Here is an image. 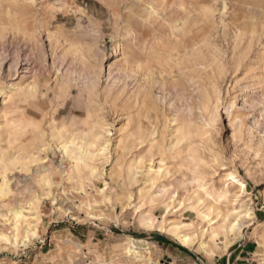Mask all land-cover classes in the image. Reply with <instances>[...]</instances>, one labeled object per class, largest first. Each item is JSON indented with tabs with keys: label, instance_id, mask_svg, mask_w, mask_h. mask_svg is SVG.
Masks as SVG:
<instances>
[{
	"label": "rangeland",
	"instance_id": "1",
	"mask_svg": "<svg viewBox=\"0 0 264 264\" xmlns=\"http://www.w3.org/2000/svg\"><path fill=\"white\" fill-rule=\"evenodd\" d=\"M67 130L106 146L81 191L59 166ZM0 157V231L29 205L41 217L26 245L0 242V264H212L234 248L232 264H264V0H0ZM168 198L152 213L188 246L138 222ZM127 236L150 261L122 259Z\"/></svg>",
	"mask_w": 264,
	"mask_h": 264
},
{
	"label": "bare ground",
	"instance_id": "2",
	"mask_svg": "<svg viewBox=\"0 0 264 264\" xmlns=\"http://www.w3.org/2000/svg\"><path fill=\"white\" fill-rule=\"evenodd\" d=\"M143 2H146V0H143ZM150 7H152V6H150ZM149 8H148V6L143 8L145 14H148V12L150 11ZM133 19H134L133 21H134L135 27L137 29L141 28L143 25V22H144L143 21V15H140V16L134 15ZM132 49H133L132 43L129 46H127V44H124L122 47V51H125V52L131 51ZM201 62H202V60H201ZM195 83H197V82H195ZM209 121H210V119H209ZM12 124H14L15 127L21 125L20 122L19 123H12ZM25 127H26V124L23 123V129ZM66 133H67V135L65 136V138L62 136L61 133L57 134L58 138H59L58 148L62 152V157L63 158L65 157L64 159H73V160L72 161L68 160L66 165H63L61 162L59 166L61 168V171L64 173V175L68 179L74 180L75 182L80 184V191H81V190H83L82 185H83L84 181L82 182V180L84 179V176H86V179H88L89 176L93 175V170H94L95 166L90 164L91 161L93 162L94 160H96V158H97L96 153L103 154L104 151L106 150V146H102V147L99 146V144L95 143L91 138L89 139V138L83 137V138H80V140L78 141L77 140V138H79L78 135H75L74 132H72L71 130H67ZM13 155H14V153H13ZM6 167H7L6 161L2 157H0V168L5 169ZM38 167H43V164H41ZM84 169L88 170L86 172V174L82 172ZM45 171H47V169H45ZM34 172L37 173L36 170ZM27 175H25V178L28 177ZM3 177H4V175H3ZM21 177H22V175H21ZM4 179H5V177H4ZM41 180L44 182V184L46 186V190L49 193H51L52 187L55 185V182H53V180L51 178V174L47 173L46 175H41ZM148 180L150 182L153 181V179H148ZM228 180H230L231 183L236 184L240 189L244 190V183L239 178H237L236 176L230 174L228 177ZM9 181H10V179H9ZM48 192H46V193H48ZM0 195H3V189H1V188H0ZM100 202L106 203L105 200H103V201L98 200L97 201V200L93 199L91 201L90 200L86 201L87 207H89V209H90L88 211V214L91 217L100 216V214H97L93 211L95 206L97 204H99ZM173 202H174V199H172V198H168V200H164L161 202L155 201L152 204L151 208H149L146 212L139 215L138 222H139V224H141L147 228H156V229H159L161 231L162 230L168 231L173 236H175V238L178 239L180 244H182L184 246H188L189 244H191L193 235L186 233V230L181 225V222L172 223L168 226H165L164 225L165 222L162 219V215L160 217H156L152 213V209L159 206V205H162L164 207V209H165L163 211L164 213L167 212L168 209L170 208L169 206ZM178 203H179V201H178ZM178 203H176V204L178 205ZM28 204H30V203H28ZM28 207H29L28 212H29V214L31 213V215H30L31 220H29L27 218L29 215L23 214V212L21 210L13 211L12 212V218H11L12 219V221H11L12 222V234L9 237L5 232L0 231V242L3 241L4 244L6 243L12 247L17 246L19 242H21L22 245H26V242H28L31 238H34L38 235L37 229H38V225L40 224V220H41L40 213H39V211H35L34 209H32V205H29ZM188 207H191V205L185 206L184 209H186ZM243 209H244V211L243 210L242 211L244 212V215H248V213H249L248 208L243 206ZM24 210H26V209H24ZM195 213L199 219H202V220L207 219L208 222L211 221V218L209 217L210 212H208L205 208L195 210ZM191 216H192V212L190 211L188 213L187 217L191 218ZM236 216L238 217V214ZM22 223H23V226H21ZM236 225H237V219H235L233 222L229 223L226 231H231L232 229L235 230L234 227ZM20 226H21V228H20ZM208 236L210 238H213V239H215L218 236L220 237V235L216 232V229H214L213 227H210V230L208 231ZM220 240H222V239H220ZM138 241H142V239L141 238H135L132 236H127V243H126L124 250L122 251V255H123L122 259L123 260L126 261L128 257H131L132 259H134L136 261H145V262L150 261V258L147 256L149 249L146 246H142L141 248H139L137 243H136ZM200 246H201V252H204L208 255V251H206L204 249L203 244ZM199 251H200V248H199Z\"/></svg>",
	"mask_w": 264,
	"mask_h": 264
},
{
	"label": "crops",
	"instance_id": "3",
	"mask_svg": "<svg viewBox=\"0 0 264 264\" xmlns=\"http://www.w3.org/2000/svg\"><path fill=\"white\" fill-rule=\"evenodd\" d=\"M79 235L81 237L83 234L80 233ZM79 235H74V236L76 238H79ZM160 241H162V244H168V241L165 240L164 238H161ZM181 249H183V248H181ZM236 249L237 248H234L233 250H231L228 256H221V257H219L218 259L215 260L214 263L212 262V264H232V260H233V256L232 255L234 254V252H235ZM238 252H241V253L245 252L246 253V250L239 249ZM234 259H237V257L235 255H234ZM237 264H245V263H237Z\"/></svg>",
	"mask_w": 264,
	"mask_h": 264
}]
</instances>
